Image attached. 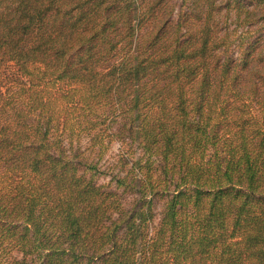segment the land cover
I'll return each instance as SVG.
<instances>
[{"label": "trees", "instance_id": "trees-1", "mask_svg": "<svg viewBox=\"0 0 264 264\" xmlns=\"http://www.w3.org/2000/svg\"><path fill=\"white\" fill-rule=\"evenodd\" d=\"M172 1L0 0V264H264V0ZM118 116L131 207L64 138Z\"/></svg>", "mask_w": 264, "mask_h": 264}, {"label": "rangeland", "instance_id": "rangeland-1", "mask_svg": "<svg viewBox=\"0 0 264 264\" xmlns=\"http://www.w3.org/2000/svg\"><path fill=\"white\" fill-rule=\"evenodd\" d=\"M175 5L173 17L176 16L181 8L182 0H173ZM224 9L218 14V18L222 20V25H227L229 30H235L241 33L247 28L253 29V33L246 38L247 40H256L255 52L264 53V25L260 23L250 26L248 22L240 23L237 21V17L233 12L228 13L227 17L223 13ZM258 14V12H257ZM227 18V19H226ZM223 26V28H225ZM234 54L238 51V48L233 45ZM111 127L108 132L112 133L111 136L104 134L103 138H98L92 140L89 134V130L86 129H76L73 136L65 134V141H69L73 137V144L70 146L71 155L77 156L82 163V168H87L92 165L94 168H89V171L94 174V180L98 183L107 187L109 189L117 190L127 207L139 204V193L137 189L130 185L118 186L117 178L127 176L126 182L130 184L133 182L139 183L141 172L140 167L145 164L146 155L144 154L143 148L139 143L138 139L131 137V133L127 131V125H125V120L123 117L118 116L111 120ZM69 143V142H68ZM69 147V144H68ZM154 157V156H153ZM136 164V166L134 165ZM165 199L155 196L153 200V211L155 212V220L153 225H157Z\"/></svg>", "mask_w": 264, "mask_h": 264}]
</instances>
